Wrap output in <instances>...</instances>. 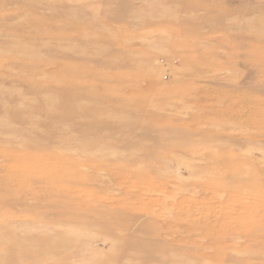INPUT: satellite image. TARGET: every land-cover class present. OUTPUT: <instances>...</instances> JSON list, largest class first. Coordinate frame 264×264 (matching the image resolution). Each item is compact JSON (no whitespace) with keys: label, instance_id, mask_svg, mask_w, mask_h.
I'll return each instance as SVG.
<instances>
[{"label":"rangeland","instance_id":"1","mask_svg":"<svg viewBox=\"0 0 264 264\" xmlns=\"http://www.w3.org/2000/svg\"><path fill=\"white\" fill-rule=\"evenodd\" d=\"M0 264H264V0H0Z\"/></svg>","mask_w":264,"mask_h":264}]
</instances>
